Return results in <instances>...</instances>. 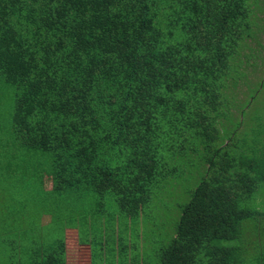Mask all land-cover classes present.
<instances>
[{
	"label": "trees",
	"instance_id": "trees-1",
	"mask_svg": "<svg viewBox=\"0 0 264 264\" xmlns=\"http://www.w3.org/2000/svg\"><path fill=\"white\" fill-rule=\"evenodd\" d=\"M263 31L264 0H0L7 163L18 192L56 193L39 199L48 210L28 197L2 209L10 250L68 264L77 228L94 263L112 218L114 248L101 246L115 264H263ZM93 199L103 216L83 220ZM154 204L176 224L150 252L130 223L143 238Z\"/></svg>",
	"mask_w": 264,
	"mask_h": 264
},
{
	"label": "rangeland",
	"instance_id": "rangeland-1",
	"mask_svg": "<svg viewBox=\"0 0 264 264\" xmlns=\"http://www.w3.org/2000/svg\"><path fill=\"white\" fill-rule=\"evenodd\" d=\"M259 42L264 43V31L261 34V38L257 39V42L255 43L257 44L256 45L257 48H259V45H258ZM263 58H264V54H263ZM259 63L263 64V62L261 61H259ZM1 92L2 90L0 89V98H3L1 96ZM4 99H5V103L3 104V107L0 109V173H1L0 183H1V179H3L2 174L6 170H9V174L4 176V181L0 184V219L1 220H4L2 209H5V208L7 209L9 207L10 209H13L11 205L12 203H14L15 198L16 199L18 198L20 200L24 198L27 199V197L28 199L36 198V204L31 205V206H36L37 207L36 209L40 208L42 210L43 209L48 210L49 208L41 207L42 203L40 202L39 199H42L44 202L45 200H48V199H51L53 201V199L55 200L56 198V193H49V194L45 193L42 190L41 185H40V188H39V185H36L35 187H33L36 195L33 192H31L30 195L25 196L26 195L25 193L23 194L21 192H18L20 190L21 180L15 174L14 175L11 174V173H16L11 170H15L18 168L16 164L12 163L10 165L9 163H7V158L15 154L14 152L10 150L11 146L9 144H11L10 143L11 136L9 134L8 122H5V119L7 118L9 114L11 104L8 103L7 98H4ZM260 100H261L260 103L257 104V106L253 107V109L251 110L252 113H255V115L259 113L260 111L264 112V93L260 97ZM9 167L11 168V170L9 169ZM50 187L51 186L49 185L48 188ZM260 190L262 191V192L260 191L261 195H263L264 184L262 185ZM72 205L73 204L71 203L70 206L68 207L70 210H73L74 205L73 206ZM59 209H60V206H59ZM263 209H264V204H263ZM82 210H83V220L88 215H91L93 218H97L99 220L103 216V212L101 213V211H97L98 207L94 204V199L89 204L83 205ZM51 211L54 213L53 217L57 216L55 209H51ZM51 215L44 214L43 222L50 223ZM6 216H8V213L6 214ZM110 219L111 220L109 222V230L108 231L105 230V232L101 234V238H98L95 241V246H94L95 261L94 263L91 260V257H92L91 245H90L91 243H90V238L87 235L88 232L81 233V232H78L77 228H73V229L68 228V227L66 228L65 232L67 235V243H68L67 245V255H68L67 263L68 264H103V262L107 264L109 261H112L115 264V261L111 258V253L108 250L110 247L106 246L105 248H102L101 241H102V238L104 237L106 239L105 243L110 244L114 248V241L112 240V237L114 235L118 236V233L114 232V228H115V225L123 222V220L120 222L119 219L118 220H114L112 218ZM86 220L88 221L87 224L91 223V219L86 218ZM175 220H176L175 207H172L170 205L159 206V205L154 204V206L152 205V209L150 212V218L143 219L142 223L138 227V229L141 230L142 232L141 235L143 238H139L137 236V231L132 230L133 229L132 223H130L131 224L130 233H132V237H134L136 240L140 241L141 239L142 244L143 245L145 244L144 246L146 247L145 249L151 252L155 250L156 246L161 244L160 242H158V235L164 237L166 235V232H172L176 224ZM70 225H74V223ZM59 227H61L60 222L54 223V224L50 223V225L45 227L46 230L44 231V233L47 235H50L53 238ZM98 230H101V228L98 227ZM128 234H129V231H124L122 233L123 236H128ZM132 237L131 239H133V241H136ZM260 247H262V245ZM117 248L120 250V246L116 247V250ZM260 252L262 253V255H264L263 247L261 248ZM105 259H108V261L106 262ZM117 262H116L117 264L120 263L119 261ZM247 264H258V261L255 260L254 263L249 261Z\"/></svg>",
	"mask_w": 264,
	"mask_h": 264
},
{
	"label": "crops",
	"instance_id": "crops-1",
	"mask_svg": "<svg viewBox=\"0 0 264 264\" xmlns=\"http://www.w3.org/2000/svg\"><path fill=\"white\" fill-rule=\"evenodd\" d=\"M9 241V236H0V264H25L24 259L15 255V251L10 250Z\"/></svg>",
	"mask_w": 264,
	"mask_h": 264
}]
</instances>
